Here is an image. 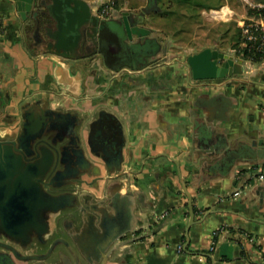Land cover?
Instances as JSON below:
<instances>
[{"label":"crops","instance_id":"crops-1","mask_svg":"<svg viewBox=\"0 0 264 264\" xmlns=\"http://www.w3.org/2000/svg\"><path fill=\"white\" fill-rule=\"evenodd\" d=\"M105 4L112 6L107 16L100 14ZM208 4L189 9L233 13L232 6L215 11L219 5ZM6 6L0 0V136L17 133L19 123L35 132L58 112L56 143L77 131L102 177L92 183L93 176L77 173L72 152L61 160L62 153L44 150L52 164L43 194L30 222L0 227V256L13 264H103L93 257L92 224L82 208L93 213L84 201L102 198L106 205L117 189L130 197V227L104 264H264V178L247 185L239 177L257 167L264 174V63L245 59L244 78L230 84L190 81L184 57L171 52L168 31L179 19L190 20L188 11L165 0H49L38 23L29 15L21 21ZM166 7L172 13L159 16ZM87 11L118 20L122 11L139 16L138 25L150 33L133 38L139 52L133 67L107 66L86 44L77 22ZM248 19L258 16L246 11L238 26ZM205 129L209 136L200 135ZM29 174L25 169L17 183H36ZM51 178L65 187L48 190ZM186 193L194 211L187 236ZM54 197L69 205L45 210L43 199ZM16 212L23 213V205ZM17 230V238L8 235Z\"/></svg>","mask_w":264,"mask_h":264},{"label":"water","instance_id":"water-1","mask_svg":"<svg viewBox=\"0 0 264 264\" xmlns=\"http://www.w3.org/2000/svg\"><path fill=\"white\" fill-rule=\"evenodd\" d=\"M49 0H6L7 7H12L13 12L16 13L17 18L21 21L27 20V15L38 23L39 16L43 14V9L48 5ZM139 16L137 14H131L127 11L121 12V19L117 18H102L97 14H92L87 11L83 15L82 19L77 22V32H83L86 36V44L90 47H94V51L102 57L103 62L107 66L118 65V67H133L134 58L139 55V52L135 49V43H131L133 38H144L150 31L138 25ZM77 29V28H76ZM130 55V61L120 62L125 59V56ZM245 59L243 57L234 58L233 55L228 54L218 48L204 47L203 49L187 55L184 58V63L189 70L190 81L193 82H212L224 79H234L237 75H243L245 72L244 67ZM132 62V63H131ZM58 116L62 115L58 112H51L48 115V123L41 126L35 132H28L24 123H19L17 127L20 129L17 133L9 136H0V227L9 229L15 227V225L22 222L31 221L33 209L35 208L37 198L42 193V180L49 173L51 167L52 157L47 153L44 154V150L53 149L57 153L60 152L61 160L67 159L69 152H72L76 159L75 165L80 166L81 170H77V173L93 176L92 183H97L101 180L102 172L99 167L96 166V161L87 156L85 153V145L79 138L77 131L74 130L73 139H69L65 143L58 144L54 140V132L59 128L57 123ZM25 131V132H24ZM54 131V132H53ZM200 135L204 137L210 135V130H203ZM32 148L30 149V145ZM92 146V145H91ZM94 152L96 148L92 147ZM242 151H248L257 159V155L251 150V146L248 144H242ZM36 150V151H35ZM34 152V155L32 153ZM96 156L99 154L96 152ZM102 160L107 163V155L101 156ZM119 155L116 159H120ZM31 160V162H29ZM58 162V158L56 159ZM94 163V164H93ZM82 164L86 165L85 167ZM91 165V167H89ZM55 166V165H54ZM26 169L27 174L36 177V183L29 185H19V179ZM95 169V171H94ZM118 171L120 167L116 168ZM255 168L251 172L242 173L240 178L248 185L254 181L256 177L262 174V170ZM29 171V172H28ZM117 171H108V174L116 173ZM51 173V172H50ZM50 175V174H49ZM48 175V176H49ZM108 176V175H107ZM18 179V180H17ZM31 180V179H30ZM76 183H79L78 181ZM83 183L84 182L83 180ZM120 183V184H119ZM116 187H121L123 181L120 180ZM62 184H55L54 178L47 181V188L63 189L65 186ZM75 185V184H74ZM99 184H96V190H98ZM183 188L185 190V184L183 182ZM54 191V190H52ZM118 190L112 195L111 202L105 205V200L98 199L93 203L85 202L88 209L93 213L87 212L85 208H82L84 218L91 221V234L92 239V252L93 257L98 262L104 264L108 256L113 253L124 237L126 230L130 227L131 208L126 203H131L130 197L127 195H118ZM117 194V195H116ZM188 206H189V223L186 229V236L190 225L194 223V211L192 208V198L188 193ZM90 200L95 199L91 194H85ZM96 196V195H95ZM24 202L17 204V199L23 198ZM86 198V196H84ZM86 200V199H85ZM65 198L54 197V199L48 200L47 198L42 201L44 209L51 207L53 210L57 207H63L69 205L68 202H64ZM17 205H23V213H17ZM110 206L111 210L107 208ZM120 216L125 217V225L121 226V222L117 220ZM127 219V220H126ZM3 226V227H2ZM24 231V230H23ZM25 234V232H23ZM9 236L17 238L20 232L17 230L8 232ZM11 236V237H12ZM29 234L27 235V237ZM188 239L184 244V248L187 246ZM7 260H6V259ZM5 261V262H4ZM0 264H13L12 260L8 257L0 256Z\"/></svg>","mask_w":264,"mask_h":264},{"label":"rangeland","instance_id":"rangeland-1","mask_svg":"<svg viewBox=\"0 0 264 264\" xmlns=\"http://www.w3.org/2000/svg\"><path fill=\"white\" fill-rule=\"evenodd\" d=\"M208 2L219 5L214 9L215 11H219L225 5L230 8L232 6L233 13L228 14V11L222 10V13L209 14L207 10L203 14H196V18L190 20L179 19L176 22L178 26L171 27V30H168L169 36L173 40V45L170 48L171 52L185 58L204 47H211L231 54L234 58L240 57L236 46H234L236 39L239 38L237 20L244 12L248 11V3L257 4L263 2V0H212ZM235 78L243 79L244 77L243 75H237ZM221 81L224 82L223 79Z\"/></svg>","mask_w":264,"mask_h":264},{"label":"trees","instance_id":"trees-1","mask_svg":"<svg viewBox=\"0 0 264 264\" xmlns=\"http://www.w3.org/2000/svg\"><path fill=\"white\" fill-rule=\"evenodd\" d=\"M165 1L168 3V5L175 4L176 7H178L180 5H184V11H188L187 13L184 12V17H188L190 19L196 18V15L192 12V9H189V8L200 7V8L210 9V4H208V1H210V0H165ZM259 3L264 4V0H263V2H259ZM169 7H171V6H169ZM167 9L168 8L166 7V9L158 12L159 16H164V15H167L168 13L169 14L172 13V11H169ZM247 12L249 14H253V15H256L258 17L264 18V7L251 8L250 6H248ZM260 33H262V32L257 31V34H260ZM237 34H239V38H238V40L236 39V41L234 43V46H236V49H237V53L241 57L249 60L252 63L263 62L264 61V45L260 51H257L253 47H251V45L256 46L259 42H256L254 44V43L248 41L245 38V36L242 32V28L240 26H238V28H237ZM220 80H217V81H220Z\"/></svg>","mask_w":264,"mask_h":264},{"label":"built area","instance_id":"built-area-1","mask_svg":"<svg viewBox=\"0 0 264 264\" xmlns=\"http://www.w3.org/2000/svg\"><path fill=\"white\" fill-rule=\"evenodd\" d=\"M248 6H250L251 8H261L264 7V4L262 3H257V4H252V3H248ZM112 10V6L109 4H105L101 7L100 9V14L107 16L110 14V11ZM242 28V32L245 36V38L252 42V43H256L259 42L256 46L251 45V47H253L255 50L260 51L264 45V18L263 17H258L257 20H253V19H248L247 22H244L241 26ZM257 31H261L262 33L257 34ZM264 63V61H263ZM258 178L263 179L264 178V174H260L258 176ZM239 191V190H238ZM236 192L239 193V192ZM178 251H181L183 249L182 244H179L177 246ZM215 249V242L212 240L210 245H209V250L213 251Z\"/></svg>","mask_w":264,"mask_h":264},{"label":"flooded vegetation","instance_id":"flooded-vegetation-1","mask_svg":"<svg viewBox=\"0 0 264 264\" xmlns=\"http://www.w3.org/2000/svg\"><path fill=\"white\" fill-rule=\"evenodd\" d=\"M131 59H130V55H127V56H125V59H122V60H120V62H123V61H126V62H128V61H130ZM235 80V78L234 79H224V81H226L225 83H231V82H233ZM220 82H222L221 80H220ZM3 256L5 257V255L3 254ZM6 259V258H5ZM7 260V259H6ZM5 262V261H4Z\"/></svg>","mask_w":264,"mask_h":264}]
</instances>
